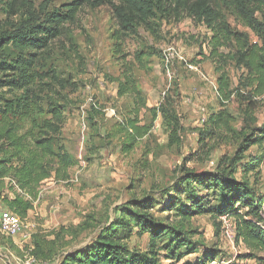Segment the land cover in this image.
<instances>
[{
    "label": "rangeland",
    "instance_id": "obj_1",
    "mask_svg": "<svg viewBox=\"0 0 264 264\" xmlns=\"http://www.w3.org/2000/svg\"><path fill=\"white\" fill-rule=\"evenodd\" d=\"M31 1L36 6L47 1L52 9L71 0ZM221 1L215 0L220 9ZM225 15L232 28L245 30L251 40L255 39L232 16L226 12ZM0 19H4L2 8ZM151 23L155 30L137 28L135 34L119 44L113 38L116 25L109 4L96 7L86 4L75 22L66 24L64 33L54 41L51 58L45 61L43 71L56 74L63 80L64 88L54 85L52 92L46 90L49 93L45 95L46 100L61 105L64 122L58 140L74 163L65 173L53 172L38 187L32 209L22 218L31 236L19 251L13 249L14 241L22 236L12 238L0 232V244L5 245L0 248V264H22L23 251H32L35 233L48 239L56 233L64 237L62 241L70 245L60 252L84 246L96 238L104 225L119 217L120 209L131 199L152 197V213L157 219L174 215L169 205L171 198L178 196L174 188L182 170L215 169L225 155H233L234 138L233 142L213 140L202 146L199 132L207 127L210 114L222 109L217 91L221 73L225 72L232 88H236L244 68L235 64L230 48L219 49L222 57L213 56L208 44L211 32L191 17ZM137 53L141 54L142 63L135 60ZM124 59L133 68L132 74L146 105L140 108L137 122L149 128L134 141L128 137L127 121L135 117L136 106L130 95L120 96L117 92ZM47 81L45 78L44 82ZM236 99L232 96L224 107L236 116L234 130L243 129L245 133L249 130L243 128L246 121ZM152 107L160 109L155 119ZM258 107L255 126L264 122V97ZM162 111L178 119L180 141L169 140ZM35 118L42 124L47 116L41 114ZM21 125L19 132L23 134L29 124L22 121ZM245 153V158L237 164V178L243 177L242 165L247 163L249 154L264 153V141L250 146ZM257 170V175L251 171L247 177L264 195V162ZM197 190L201 195V186ZM2 193L12 195L9 189H3ZM4 210L10 211L0 197V214ZM222 217L216 221L219 227L209 215H197L189 226L185 225L194 232L189 234L190 244L180 249L186 255L178 264L187 259L207 261L208 255L214 257L215 264L264 263V254L256 250L252 252L254 256L243 258L248 249L235 236L225 239ZM228 218L233 221L232 217ZM138 229L134 228L128 245L144 250L148 235H137ZM189 250L192 252L187 254ZM47 261L50 264L52 259ZM169 263L162 260V264Z\"/></svg>",
    "mask_w": 264,
    "mask_h": 264
},
{
    "label": "trees",
    "instance_id": "obj_2",
    "mask_svg": "<svg viewBox=\"0 0 264 264\" xmlns=\"http://www.w3.org/2000/svg\"><path fill=\"white\" fill-rule=\"evenodd\" d=\"M221 2L220 9L215 0H71L50 9L47 1L36 6L31 0H0L4 13V19H0V197L5 207L21 219L32 209L40 184L53 172L65 173L74 163L58 140L64 122L61 105L46 100L45 95L52 92L54 85L64 88L63 80L43 71V66L51 58L52 45L64 33L65 25L74 23L86 4L92 7L109 4L116 25L113 38L119 44L135 34L137 28L155 30L152 20L191 17L211 32L208 44L213 56L222 57L219 49L230 48L235 64L245 70L236 88L230 85L227 74L221 73L217 91L222 109L211 113L207 127L199 132L202 146L213 140L231 142L234 138V153L225 155L215 169L182 170L174 188L178 196H173L169 205L174 215L157 219L152 213V197L131 199L120 209V216L104 225L96 238L84 246L60 252L70 245L62 241L64 237L56 233L48 239L35 233L31 253L37 258L52 259L50 264H162V260L178 264L186 255L180 249L190 244L189 234L194 232L185 225L189 226L197 215H209L218 227V218L232 217L235 239L248 249L243 258L254 256L253 250L264 254V195L247 177L251 171L257 175L264 153L249 154L247 163L242 165L243 177L236 176L237 164L245 158L248 148L264 141V122L253 125L258 103L264 97V0ZM225 12L255 39L251 40L245 30L232 28ZM135 60L142 63L140 53ZM123 69L121 78L117 79V92L120 96L130 95L136 106L135 117L127 121L128 137L134 141L149 130L137 122L140 108L146 105L126 59ZM45 78L49 81L44 82ZM234 95L246 121L243 128H248V132L234 130L236 116L224 107ZM150 110L155 119L160 109ZM162 112L169 128V140L180 141L178 119ZM41 114L47 116L42 124L35 118ZM22 121L29 126L20 134ZM199 186L201 195H198ZM3 189L12 191V195H4ZM173 218L178 221L172 222ZM136 227L137 235H148L144 250L128 245ZM207 261L187 259L182 264H212L215 260L208 255Z\"/></svg>",
    "mask_w": 264,
    "mask_h": 264
},
{
    "label": "built area",
    "instance_id": "obj_3",
    "mask_svg": "<svg viewBox=\"0 0 264 264\" xmlns=\"http://www.w3.org/2000/svg\"><path fill=\"white\" fill-rule=\"evenodd\" d=\"M23 220L9 210H4L0 214V232L8 237L22 236V240L26 241L30 238V233L27 232ZM223 235L226 238L232 239L234 234V222L228 216L222 217ZM22 264H48V261L37 258L30 250L23 251Z\"/></svg>",
    "mask_w": 264,
    "mask_h": 264
},
{
    "label": "crops",
    "instance_id": "obj_4",
    "mask_svg": "<svg viewBox=\"0 0 264 264\" xmlns=\"http://www.w3.org/2000/svg\"><path fill=\"white\" fill-rule=\"evenodd\" d=\"M24 241L22 240V238H19L18 241H14L15 247L13 248L14 250L17 249V251H19V249H21L22 247V243ZM5 245L4 244H0V248H3ZM12 249V250H13ZM14 261V260H13ZM215 264V263H213Z\"/></svg>",
    "mask_w": 264,
    "mask_h": 264
}]
</instances>
